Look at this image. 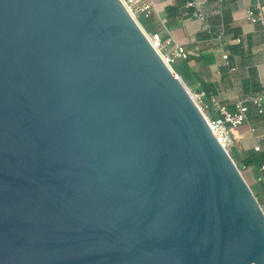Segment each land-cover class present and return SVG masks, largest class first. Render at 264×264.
Returning a JSON list of instances; mask_svg holds the SVG:
<instances>
[{
	"label": "water",
	"instance_id": "95a60500",
	"mask_svg": "<svg viewBox=\"0 0 264 264\" xmlns=\"http://www.w3.org/2000/svg\"><path fill=\"white\" fill-rule=\"evenodd\" d=\"M0 264H264V209L120 0H0Z\"/></svg>",
	"mask_w": 264,
	"mask_h": 264
},
{
	"label": "crops",
	"instance_id": "0c3cea01",
	"mask_svg": "<svg viewBox=\"0 0 264 264\" xmlns=\"http://www.w3.org/2000/svg\"><path fill=\"white\" fill-rule=\"evenodd\" d=\"M197 1L204 22L183 0H156L157 9L145 26L193 53L178 60L175 69L192 94L203 95L213 115L218 106L233 113L239 104L247 106V121L234 131L229 154L264 203L259 182L264 179V20L252 23L247 17V11L264 6V0ZM257 98L262 99L261 108L253 103Z\"/></svg>",
	"mask_w": 264,
	"mask_h": 264
},
{
	"label": "built area",
	"instance_id": "2783aa9c",
	"mask_svg": "<svg viewBox=\"0 0 264 264\" xmlns=\"http://www.w3.org/2000/svg\"><path fill=\"white\" fill-rule=\"evenodd\" d=\"M127 13L139 26L146 39L152 48L159 55L163 63L171 70L173 74L177 75L175 65L178 60H187L193 53L188 52L183 46L175 43L172 39L164 40L159 33L148 32L145 26V21H149L156 9V0H120ZM187 8H193V16L201 22H204L202 13V4L197 0H183ZM247 17L252 23L262 22L264 20V6H257L254 10L247 11ZM225 60L227 55L223 57ZM193 98L199 109L205 116L209 127L216 137L219 144L229 151L234 144V131L247 121V106L239 104L237 112H231L225 106H218L215 114H212L211 106L208 105L203 98V95L193 94ZM253 103L261 108L262 99L257 98ZM260 113L262 110L260 109ZM258 150V148H256ZM264 169V167H263ZM259 182L264 185V179L259 178ZM260 203V202H259ZM264 209V203H260Z\"/></svg>",
	"mask_w": 264,
	"mask_h": 264
},
{
	"label": "rangeland",
	"instance_id": "374dc122",
	"mask_svg": "<svg viewBox=\"0 0 264 264\" xmlns=\"http://www.w3.org/2000/svg\"><path fill=\"white\" fill-rule=\"evenodd\" d=\"M144 23H146V21H145ZM241 172H242V171H241Z\"/></svg>",
	"mask_w": 264,
	"mask_h": 264
},
{
	"label": "trees",
	"instance_id": "16d2710c",
	"mask_svg": "<svg viewBox=\"0 0 264 264\" xmlns=\"http://www.w3.org/2000/svg\"><path fill=\"white\" fill-rule=\"evenodd\" d=\"M176 70V69H175Z\"/></svg>",
	"mask_w": 264,
	"mask_h": 264
}]
</instances>
